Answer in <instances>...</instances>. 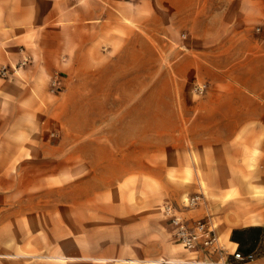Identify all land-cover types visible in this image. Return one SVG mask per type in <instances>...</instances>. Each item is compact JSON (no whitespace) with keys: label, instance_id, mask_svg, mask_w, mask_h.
Returning <instances> with one entry per match:
<instances>
[{"label":"crops","instance_id":"obj_1","mask_svg":"<svg viewBox=\"0 0 264 264\" xmlns=\"http://www.w3.org/2000/svg\"><path fill=\"white\" fill-rule=\"evenodd\" d=\"M258 26L264 0H0V66L31 58L0 77V264L204 262L164 206L264 211L243 202L264 189ZM256 219L216 231L264 262Z\"/></svg>","mask_w":264,"mask_h":264},{"label":"built area","instance_id":"obj_2","mask_svg":"<svg viewBox=\"0 0 264 264\" xmlns=\"http://www.w3.org/2000/svg\"><path fill=\"white\" fill-rule=\"evenodd\" d=\"M132 1V0H130ZM257 35L264 40V28L258 26L255 28ZM31 62V58L25 55L23 60L15 67L9 65L0 66V77L9 78L11 74L17 75L18 72ZM59 76L52 80V92L57 93ZM207 90L204 83L195 84L193 91L196 94H203ZM202 195L188 196L185 198L181 208L174 204H167L163 208L164 215L168 219L169 224L175 229V237L177 242L186 250H201L208 257V261L188 262L187 264H264L260 262L258 256L254 253L244 254L239 249L233 253H228L227 249L222 246L219 235L211 222L205 219H189L186 214L193 211L200 204ZM212 256L217 257L212 260ZM229 256L232 257L230 260Z\"/></svg>","mask_w":264,"mask_h":264},{"label":"rangeland","instance_id":"obj_3","mask_svg":"<svg viewBox=\"0 0 264 264\" xmlns=\"http://www.w3.org/2000/svg\"><path fill=\"white\" fill-rule=\"evenodd\" d=\"M194 87V85H193ZM193 91V88H192ZM194 92V91H193ZM56 133H52V137L56 138ZM194 195H202L201 193H195L193 195L190 196H194ZM203 198L200 200V204L197 206L196 209H203L202 212H204V217H202V219H205L209 222H211V224L216 228V230L218 231L220 227H226L230 228L232 225H239L240 223L243 224H248V223H255L257 222V217H260L264 214V211H259V212H240V210H238V207L234 206L231 204V199L233 198V196L231 195H227L226 197H222L221 201L218 200L217 196L214 195H202ZM56 197L51 196V200L54 199ZM258 201L259 203H263L264 204V189H259L256 193V195L253 197H247V199H245L243 202H246L247 204L251 201ZM196 209H194L196 211ZM193 210V211H194ZM241 214L243 215V219H240ZM50 215H58L57 212H50ZM233 218L236 221L232 222L229 218ZM55 219L51 218L50 220V224H51V228H50V237H51V241H56V239L58 238L59 235L63 234L62 233V229H59L57 227V222L53 221ZM70 230L67 228V231ZM74 229H71V231H73ZM74 232V231H73ZM222 246L224 247L225 245L222 243V241H220ZM55 252H57V249H54ZM243 252V250H241ZM227 252L230 254L231 250H227Z\"/></svg>","mask_w":264,"mask_h":264},{"label":"trees","instance_id":"obj_4","mask_svg":"<svg viewBox=\"0 0 264 264\" xmlns=\"http://www.w3.org/2000/svg\"><path fill=\"white\" fill-rule=\"evenodd\" d=\"M239 250H240V248H239ZM241 251V250H240Z\"/></svg>","mask_w":264,"mask_h":264}]
</instances>
